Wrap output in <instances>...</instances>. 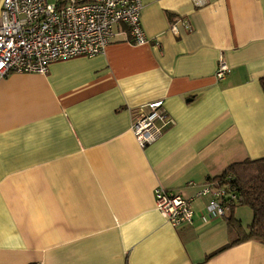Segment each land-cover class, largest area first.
<instances>
[{
  "label": "crops",
  "instance_id": "1",
  "mask_svg": "<svg viewBox=\"0 0 264 264\" xmlns=\"http://www.w3.org/2000/svg\"><path fill=\"white\" fill-rule=\"evenodd\" d=\"M142 3L146 43L120 24L102 54L0 76V264H264L197 196L264 157V0ZM158 100L175 123L142 146L134 116ZM159 188L195 198L192 224L164 217Z\"/></svg>",
  "mask_w": 264,
  "mask_h": 264
},
{
  "label": "built area",
  "instance_id": "2",
  "mask_svg": "<svg viewBox=\"0 0 264 264\" xmlns=\"http://www.w3.org/2000/svg\"><path fill=\"white\" fill-rule=\"evenodd\" d=\"M142 10V0H3L0 76L13 72L46 75L53 62L102 54L120 24L127 28L128 41L144 44L148 38L142 25ZM186 27L190 25L186 23ZM230 71L229 65L221 61L216 76L225 79ZM174 123L163 101L158 100L139 108L132 128L140 145L146 146ZM211 192L215 198L206 208L210 217L225 216L229 200L239 201L235 194L213 184L203 187L197 196ZM192 202L183 191H156L157 209L176 229L194 222Z\"/></svg>",
  "mask_w": 264,
  "mask_h": 264
},
{
  "label": "trees",
  "instance_id": "3",
  "mask_svg": "<svg viewBox=\"0 0 264 264\" xmlns=\"http://www.w3.org/2000/svg\"><path fill=\"white\" fill-rule=\"evenodd\" d=\"M260 83L264 91V76L260 79ZM208 184L224 188L229 194H235L239 200H229L225 214L229 227L233 231L241 233V236L233 243L246 240L264 243V157L233 163L221 176L216 177ZM207 195H210L211 199L215 198L212 192ZM188 198H191L192 201L195 199L194 197ZM243 204L250 205L253 210V219L247 228L235 214L236 208Z\"/></svg>",
  "mask_w": 264,
  "mask_h": 264
},
{
  "label": "rangeland",
  "instance_id": "4",
  "mask_svg": "<svg viewBox=\"0 0 264 264\" xmlns=\"http://www.w3.org/2000/svg\"><path fill=\"white\" fill-rule=\"evenodd\" d=\"M50 1L53 2L54 0H50ZM237 212L241 215L240 217L244 220L245 224H248V222H250L251 218L253 217V210L251 209V206L248 204L239 205L237 207L236 213Z\"/></svg>",
  "mask_w": 264,
  "mask_h": 264
}]
</instances>
